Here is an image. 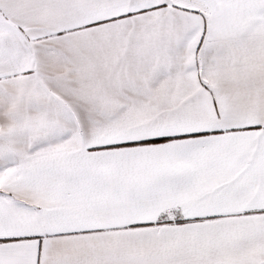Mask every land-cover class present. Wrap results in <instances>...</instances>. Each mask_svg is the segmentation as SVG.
I'll return each mask as SVG.
<instances>
[{
    "label": "snow or ice",
    "instance_id": "obj_1",
    "mask_svg": "<svg viewBox=\"0 0 264 264\" xmlns=\"http://www.w3.org/2000/svg\"><path fill=\"white\" fill-rule=\"evenodd\" d=\"M0 264H264V0H0Z\"/></svg>",
    "mask_w": 264,
    "mask_h": 264
}]
</instances>
